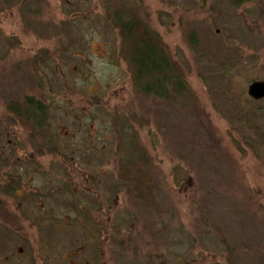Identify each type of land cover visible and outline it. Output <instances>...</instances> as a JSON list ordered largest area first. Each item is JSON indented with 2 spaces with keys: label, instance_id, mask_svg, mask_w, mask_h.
<instances>
[{
  "label": "rangeland",
  "instance_id": "1",
  "mask_svg": "<svg viewBox=\"0 0 264 264\" xmlns=\"http://www.w3.org/2000/svg\"><path fill=\"white\" fill-rule=\"evenodd\" d=\"M132 1L187 85L169 107L134 86L106 20L118 0H0V264H264V115L254 129L246 118L264 114L248 93L264 81V0ZM194 33L209 52L223 45V81L195 58ZM41 94L55 146L8 111ZM125 118L149 152L159 227L117 183ZM36 169L47 179L23 197L20 177Z\"/></svg>",
  "mask_w": 264,
  "mask_h": 264
},
{
  "label": "trees",
  "instance_id": "2",
  "mask_svg": "<svg viewBox=\"0 0 264 264\" xmlns=\"http://www.w3.org/2000/svg\"><path fill=\"white\" fill-rule=\"evenodd\" d=\"M248 0H231L234 7H241L246 5ZM121 5L114 9L113 15L108 13L109 24L113 27L119 29V34L121 35V56L123 57L127 66L133 73L134 86L138 91L156 97L160 100H165L164 102L168 107L179 98H185V89L187 85L181 82L178 75L179 67L172 59L168 52L166 44L163 42V38L152 29H150L148 24L144 23L140 14L137 10L138 7L133 6L132 0H118ZM238 21L237 17L230 18V23L235 25ZM195 33L190 37V41L193 45L192 49L194 53L198 50L199 54L196 53L195 58H199L198 61L206 67L209 65L212 72L218 80L223 81L225 78V67H227V62L222 59V47L221 44L216 48L215 52H209L208 45L210 41L205 40V42H196ZM217 47V46H216ZM203 50V52H200ZM37 61V58L33 59ZM41 60L40 58L38 61ZM31 91L32 88L29 87ZM8 111L16 115L25 127L30 130V132L40 138L45 145H57L54 135L51 134V125L49 123V105L46 102L44 94L38 97H28L25 99L15 100L8 103ZM241 113L244 115L243 109ZM249 114L246 118L248 121L252 120L250 128L254 129L255 120L261 118L263 113H253L252 110L247 111ZM47 113V114H46ZM246 115V114H245ZM245 115L243 118L245 119ZM114 129L115 137L118 142V148L116 150L117 163H118V180L119 188L125 190L131 198L138 202L147 213L155 215L156 226L159 227L166 220L164 213L162 212V206L159 200V193L157 191L156 183H154L153 175L149 171L150 169V158L149 152L146 147H144L142 141L137 135V131L134 129L133 124L129 119H114ZM134 130V132H131ZM40 170L36 169L32 177L26 178L23 175L20 177L19 189L23 197L29 195L26 191H29L31 187L36 183L35 176L38 174L39 179L46 180L47 177L44 174H39ZM98 175V173H97ZM98 176H96L97 178ZM47 183V182H45ZM99 185L102 180L97 182ZM46 185V184H45ZM43 185V186H45ZM50 185V184H49ZM5 190L3 186L1 190ZM43 187L40 188V192H36L35 196L40 200V194H42ZM17 194V193H16ZM2 201V200H1ZM41 201V200H40ZM0 209H2V202L0 203ZM39 209L42 211L41 205ZM1 213V211H0ZM3 220L0 215V220ZM166 224L169 225L167 221ZM156 231V230H155ZM154 233L157 235V233ZM177 231H172V228L167 227L165 231H161L160 234L163 235L167 247H171L170 244L175 241V235ZM178 234V233H177ZM94 237V236H92ZM95 236L94 238H96ZM174 238V239H173ZM120 246L123 242L119 240ZM164 243V244H166ZM219 243L224 250H227V244L225 237H219ZM160 264H165L163 258L160 259ZM186 264H189L186 262Z\"/></svg>",
  "mask_w": 264,
  "mask_h": 264
},
{
  "label": "water",
  "instance_id": "3",
  "mask_svg": "<svg viewBox=\"0 0 264 264\" xmlns=\"http://www.w3.org/2000/svg\"><path fill=\"white\" fill-rule=\"evenodd\" d=\"M249 97L260 102L264 99V81H254L248 89Z\"/></svg>",
  "mask_w": 264,
  "mask_h": 264
}]
</instances>
